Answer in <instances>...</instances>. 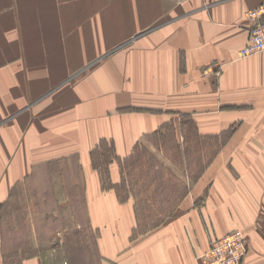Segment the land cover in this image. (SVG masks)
I'll return each mask as SVG.
<instances>
[{
	"label": "crops",
	"instance_id": "crops-1",
	"mask_svg": "<svg viewBox=\"0 0 264 264\" xmlns=\"http://www.w3.org/2000/svg\"><path fill=\"white\" fill-rule=\"evenodd\" d=\"M262 3L0 0V264H198L232 230L245 237L242 264H264V51L239 55L247 13ZM210 65L220 69L204 77ZM182 114L202 135H229L173 211L142 223L134 198L102 188L91 152L101 140L113 146L118 184L120 162ZM71 157L82 201L42 208L66 211L63 242L25 257L23 227L35 239L39 205L25 200L29 218L18 208L12 224V190Z\"/></svg>",
	"mask_w": 264,
	"mask_h": 264
},
{
	"label": "rangeland",
	"instance_id": "rangeland-1",
	"mask_svg": "<svg viewBox=\"0 0 264 264\" xmlns=\"http://www.w3.org/2000/svg\"><path fill=\"white\" fill-rule=\"evenodd\" d=\"M180 1L185 4L189 0H169V5H173L174 2L177 3ZM253 23L254 22H252L247 17L248 38L250 28L249 26H251ZM138 37H140V35L132 36L129 41L122 44L120 47H118V49L127 46L128 43L133 42ZM115 51L104 52L102 58H96L89 64L100 62L102 59L108 57L112 52ZM210 67L212 68V70L207 72ZM219 67L220 66L217 65L206 66L203 69L202 74L204 77H207L209 74L217 73L218 69H220ZM85 68L86 67L79 68L77 72L71 75V79L78 78L80 73ZM90 68L88 67L87 70H89ZM181 116H187L188 118H190L189 115L182 114L179 116V120L175 123L173 120L171 121L172 123H168L170 125L167 124L166 128L160 131L161 134L164 133L166 135V139H162L161 136H157L160 135V132L148 135V138H146L145 140L146 143H141L142 145H138L133 150V153L130 156L132 158L125 161L124 163V167L127 171V173L124 172L126 180L124 182V186L120 188L121 192L120 190L118 191L123 195H126L128 193L129 197H132L131 193L140 194V197H143L146 200L150 201V209H152V211L155 213H157L159 209H163L164 207H173L174 204L172 202L179 198L182 193V196L185 195L186 191L190 189V186L193 182V180H191L192 177L196 176L201 170L204 171V168L208 165L210 159L217 151V145L219 144V142L226 139L229 135V133H226L220 136H206L208 138L200 139L198 138L196 133V126L194 123H192V121L184 120L183 122L185 124H183L182 126L180 125L181 123L178 124L179 122H181ZM60 161L56 163H59ZM53 170L55 171L54 175H51V172ZM26 190L34 191L31 195V192L29 193ZM82 190V174L78 169L76 160L72 157L67 159L65 162L62 161L60 164H53L48 167L41 168L39 172L35 174V177L32 180L31 184L29 183L26 185L25 182L22 185L16 186L12 190L10 202H8V206L4 211V214H6V218L12 224L14 223V221H12L10 218L14 220L15 211L19 213L18 208H23V210L21 209L23 220L29 218L30 211H25V200L30 202V198H34L39 205L38 213L36 212V217H34L33 214V219L35 218L36 224L35 239H37V241L36 243L34 242V246L32 248L28 246L29 238L31 239V241L35 240L32 239L33 233L30 231L31 228L29 227L25 230V227H23V255L25 257L35 254L33 250H36L38 248L40 249L39 251H41L51 248L52 245L57 246L59 243L63 242L60 241L64 238V236L60 235L57 237V235L62 231V222L60 221L63 219L62 214L66 212L63 207L76 202V200H78L79 202L82 201ZM21 191L22 194L20 193ZM62 198L67 199L68 201L60 203L63 204V207H61V209H55L53 210V212L42 209L46 207H52ZM173 209L174 207L168 210L167 214L169 215L173 211ZM53 216H55V220L57 221L56 226L58 227L56 235L53 236L54 242L52 241V236H48L54 231L52 225L49 224V221ZM27 223L28 222L26 221V224ZM236 231L240 232V230ZM230 232H227L226 234ZM85 236L87 237V235ZM243 238L245 252L239 264H242V260L247 251L245 237ZM87 248L90 249V246L88 244Z\"/></svg>",
	"mask_w": 264,
	"mask_h": 264
},
{
	"label": "built area",
	"instance_id": "built-area-1",
	"mask_svg": "<svg viewBox=\"0 0 264 264\" xmlns=\"http://www.w3.org/2000/svg\"><path fill=\"white\" fill-rule=\"evenodd\" d=\"M247 17L254 23L249 26L248 42L240 50L241 57L264 51V4L251 10ZM211 70L210 67L207 72ZM244 252V238L235 230L214 240L209 250L200 256L198 264H239Z\"/></svg>",
	"mask_w": 264,
	"mask_h": 264
},
{
	"label": "trees",
	"instance_id": "trees-1",
	"mask_svg": "<svg viewBox=\"0 0 264 264\" xmlns=\"http://www.w3.org/2000/svg\"><path fill=\"white\" fill-rule=\"evenodd\" d=\"M190 118H188L187 116H184V117L181 116V120H182L181 126L183 124H185L183 122L184 120H190V121H192V123L195 124V122ZM169 123H172V122H169ZM166 125L164 126V128H166ZM168 125H170V124H168ZM196 133H197L198 138H200V139L208 138V137H206L208 135L202 136L200 134V132L198 131V129L196 130ZM157 136H161L162 139H166V135L164 133H162V134L160 133V135H157ZM131 158L132 157L125 159L122 162H120V169L122 172V177H121V180L118 184H114L111 182L110 173H109V165L113 161V146H111V144L107 140H101L99 142L98 146L94 150H92V152H91V163H92V166L94 168H96L100 173L102 188L103 189H110V188L114 189L116 191L117 195L119 196L120 201H125L129 197L128 193L126 195L121 194L120 188H122V186H124V182L126 180L124 172L127 173V171H126V168L124 167V163H125V161H127ZM201 171L196 176L192 177L191 180H193V182H195L200 177V175L203 172V171L202 172ZM118 190H120V192ZM131 194H132V197L136 200V214L138 216V219H140V221L143 219L144 222L146 223L147 222L146 220H150L149 218L156 217L159 213L168 215L167 211L170 210L171 208H173L175 204H177L179 198L182 196L183 193L179 196V198H177L175 201L172 202L174 204V205L172 204L173 207H171V208H165L164 207L163 209H159V211L157 213L153 212L152 209H150V201L149 200H146L145 198L140 197L141 195L138 193H136V194L131 193ZM145 213H146V215H145ZM153 213H155V214H153ZM156 225H157V221L155 222V224H152L149 226L154 227Z\"/></svg>",
	"mask_w": 264,
	"mask_h": 264
},
{
	"label": "bare ground",
	"instance_id": "bare-ground-1",
	"mask_svg": "<svg viewBox=\"0 0 264 264\" xmlns=\"http://www.w3.org/2000/svg\"><path fill=\"white\" fill-rule=\"evenodd\" d=\"M242 234V233H241ZM242 236H243V234H242ZM244 237V236H243Z\"/></svg>",
	"mask_w": 264,
	"mask_h": 264
}]
</instances>
